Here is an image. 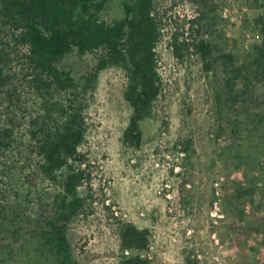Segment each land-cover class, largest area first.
Here are the masks:
<instances>
[{"label": "rangeland", "instance_id": "rangeland-1", "mask_svg": "<svg viewBox=\"0 0 264 264\" xmlns=\"http://www.w3.org/2000/svg\"><path fill=\"white\" fill-rule=\"evenodd\" d=\"M124 1L106 0L100 17L107 23L122 17ZM155 5L162 86L141 124L140 146L122 136L132 113L123 98V69L107 67L87 86L96 53L73 50L59 63L81 90L86 122L81 162L69 161L71 169L84 170L76 195L86 198L67 226L72 254L79 264H120V231L131 223L149 231L142 253L151 264H185L187 257L197 264H264V88L248 68L261 40L264 0ZM174 38L182 45L179 54ZM201 38L213 46L210 71L193 47ZM223 54L243 70L232 93ZM23 65L13 57L10 68L22 94L8 119L18 122L11 138H0V264H51L42 234L71 169L46 178L37 169L38 147L62 121L60 103L72 98V88L41 96L26 85ZM7 113L0 97V130Z\"/></svg>", "mask_w": 264, "mask_h": 264}, {"label": "trees", "instance_id": "trees-1", "mask_svg": "<svg viewBox=\"0 0 264 264\" xmlns=\"http://www.w3.org/2000/svg\"><path fill=\"white\" fill-rule=\"evenodd\" d=\"M105 1L0 0V97L9 112L0 138H11L18 122L8 119L19 107L22 94L10 68L13 57L23 60L20 74L31 91L43 96L52 89L63 92L67 87L72 88V98L60 103L62 121L55 130L45 134L38 147L37 169L48 179H54L60 170L70 167L69 161L81 162L79 147L86 134L85 108L78 101L81 90L76 91L78 88L70 82L69 75L64 76L59 68L67 54L73 50L78 55L97 54L94 67L85 77L87 86L107 67L123 69L126 77L123 98L132 110L122 135L127 144L140 146L142 143L141 124L151 116L161 92L156 47L162 35V23L155 0L124 1L123 16L111 23L100 17ZM260 24L261 40L252 47L248 68L253 81L264 88V20ZM172 44L179 54L182 45L175 38ZM193 47L199 52L205 69L212 70V44L201 38ZM223 57L231 66L227 65L232 73L227 86L232 93L242 80L243 70L237 66L232 68L231 54ZM220 96L217 93L218 100ZM2 143L0 140V146ZM84 177L83 169H71L67 174L62 183L63 196L56 199L54 219L42 234V245L50 251L51 264H79L71 251L67 226L86 203L85 197L76 195ZM149 245L147 229L124 224L120 231V249L129 253L123 254L120 264H151L149 258L142 256ZM185 264L197 262L187 257Z\"/></svg>", "mask_w": 264, "mask_h": 264}, {"label": "built area", "instance_id": "built-area-1", "mask_svg": "<svg viewBox=\"0 0 264 264\" xmlns=\"http://www.w3.org/2000/svg\"><path fill=\"white\" fill-rule=\"evenodd\" d=\"M128 253H129L128 250H125V254H128ZM142 256H144L143 253H142ZM144 257H146V256H144Z\"/></svg>", "mask_w": 264, "mask_h": 264}]
</instances>
